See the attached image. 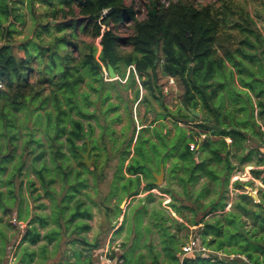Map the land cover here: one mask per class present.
Wrapping results in <instances>:
<instances>
[{
  "label": "trees",
  "instance_id": "16d2710c",
  "mask_svg": "<svg viewBox=\"0 0 264 264\" xmlns=\"http://www.w3.org/2000/svg\"><path fill=\"white\" fill-rule=\"evenodd\" d=\"M41 4L45 8L42 13L37 8ZM145 11V18L140 19V11L129 0H0V138L7 141L9 148L4 153L0 145V188H7L12 195L16 180L29 170L23 154L17 164L12 163L10 171L11 162L18 158V142L24 139L27 151L31 147L33 152L38 149L30 170L52 200L51 213L46 216L31 215L28 205L23 209L21 200L15 220L19 224L29 218L31 221L21 240L28 245L23 248L20 264L31 263L37 255L30 246L46 242L40 247L44 256L49 243H56L57 249L64 229V233L71 231L77 236L69 241L75 246L72 253L77 258V263L72 264H103L101 255L98 262L93 256L101 249L100 242H90L84 235L92 229L89 222L93 213L83 201H77L76 208L71 209V203L88 185L80 179V172L71 180L75 171L69 169V162L72 157H82L83 147L78 142L85 139L94 151L105 150L104 135L95 137L91 123L97 122L99 116L89 109L95 104L93 92L104 101L103 105L108 100L103 96L110 84L103 76L108 65L122 80L131 69L128 79H133L135 86L139 76L161 106L151 125L154 127L142 128L136 142L133 136L127 148H120L114 131L112 152L121 154L111 194L121 190L129 198L137 197L145 182L143 192L149 193L146 200L154 201L152 191L159 189L152 181L154 172L159 173L162 164L169 163L171 178L182 188L184 200L177 198L174 189L161 187L162 193L173 196L169 206L183 222L157 209L153 211V227L161 234L162 254L166 257V262L154 264H243L229 257L232 255L264 263V187L259 189V203H255L244 190L253 182L231 183L238 166L254 164L257 168L251 173L264 185V169L258 168L264 167V34L246 6L234 0H215V4L205 6H196L193 0L170 1L168 5L162 0H149ZM28 20L32 21L34 36L15 41L22 34L18 26H27ZM123 24L132 28L127 37L116 33ZM158 70L175 80L182 91L181 106L176 111L162 100ZM85 83L92 91L80 94ZM143 101L150 102L148 98ZM191 109L201 117L196 118ZM21 113L26 120H21ZM168 118L175 132H166L165 123L160 122ZM84 121H88V131ZM31 122L44 132L45 149L38 131L28 127ZM158 122L160 126L155 125ZM96 158L92 172L98 181L104 179L106 163ZM38 162L44 164L39 167ZM80 166L88 171L82 163ZM56 173L68 186L59 202L51 188ZM202 180L204 185L197 189ZM231 186L242 193L237 195L232 210L226 212ZM30 187L33 192L38 190L33 180ZM4 195L0 190V200ZM0 206L4 209V205ZM122 213L121 206H117L107 208L105 215L110 219L113 214L118 219ZM148 213L147 206L135 213L138 228ZM211 215L213 218L207 220ZM168 222L172 225L168 226ZM248 222L252 230L247 229ZM124 227L125 223L119 232ZM193 227H199L197 232L206 248L225 257L191 255L182 260L184 244L180 234ZM39 228L47 232L42 234ZM76 244L84 251L75 249ZM121 258L127 264L125 253ZM67 262L60 264H71Z\"/></svg>",
  "mask_w": 264,
  "mask_h": 264
},
{
  "label": "rangeland",
  "instance_id": "374dc122",
  "mask_svg": "<svg viewBox=\"0 0 264 264\" xmlns=\"http://www.w3.org/2000/svg\"><path fill=\"white\" fill-rule=\"evenodd\" d=\"M170 1L177 0H162V2L166 5ZM196 6H205L210 4H215V0H193ZM238 5L246 6L247 10L250 14L255 18L257 22L258 29L264 34V0H234ZM149 0H129V3H132L134 7L140 11L139 18H145V5L148 4ZM220 4H217L219 6ZM37 8L39 12L42 13L44 11V5H38ZM26 11V10H25ZM30 18V17H28ZM19 30L22 32L21 35L15 37V41H21L26 36H30L31 38L34 36L32 31V21L28 20V24L25 27L18 26ZM116 33L122 37H127L132 34V28L130 24H123L119 28L116 29ZM100 40H97V45L101 50ZM130 70L127 71V74L130 75ZM128 75V76H129ZM158 84L161 86V91L163 93V102L169 107L170 110L176 111L181 106V95L182 91L175 80L163 76L161 70H158ZM104 77L107 78L106 81L109 82V85H106L104 97H108L107 102L103 105L104 101L98 99V96L93 92L91 93V99L95 103L89 109L90 112H96L99 116V120L96 122L95 120L91 121L94 126V136L100 138L101 135H104V143L105 150H93L92 144L90 145L92 151L89 156V161L92 162V168L85 170L84 167L80 166V163L83 165V158H73L69 162V169H74L71 180H75L77 173L80 172V179H84L87 188L81 189L78 197L71 203V209L76 208L77 201H83L86 205V208H89L93 213L94 218L89 223L92 227L90 232L84 234L90 242H95L98 240L101 244V249L94 253V258L96 261H100L101 259L106 260L109 254L100 258L102 253H105L107 249L108 243H116L120 242L123 247V253L127 255L128 260L127 264H154L155 261L158 262H166L165 255L162 254L161 245V234L159 230L153 227V219L151 217L153 211L155 209L162 212V214L168 215L175 219H178L180 222H183L182 219L178 218L176 214L173 213L172 208L169 206L170 202H172V197L168 194L162 193L161 187H167V189H174L176 192L177 198L179 200H184L181 195L182 188L178 186V182L171 178L170 168L171 163L165 166V173L163 176V182L161 183V187L157 190H153L152 193L156 196L154 201L146 200L149 193H142L141 195L135 198H129L127 195L122 194L121 190L115 192L114 196L112 193V185L114 184L115 173L118 170L119 162H120V154H114L113 151V139L115 136V132H117V137L121 144L122 149L127 148V144L130 139L134 136L136 138L138 136V132L144 128V126H149L153 124V121L157 119V110H161V106L158 102L152 98L150 95L148 96L150 100V104L142 103L138 106V102L136 99V91H144V95H148L147 88H145L142 84V80L139 76H136L137 85L134 86L133 79H125L116 80L115 82L110 79L108 75V70L104 69ZM129 80V81H128ZM92 91L89 86L85 83L81 86L79 93L84 94L86 92ZM157 95H161L156 93ZM141 96V95H140ZM155 100V101H154ZM96 101V102H95ZM154 103V106H153ZM118 108L117 111L109 112V109ZM161 112V111H160ZM21 120H26L25 114L21 113ZM76 118V117H75ZM141 119V120H140ZM160 122L165 123L166 132L174 131V125L171 120H161ZM86 131L89 130L88 121H84ZM160 126V125H159ZM29 128H32L35 131H38L37 137H41L44 141V149L47 147V140L44 132H39L41 127L36 126L34 122L28 124ZM154 127V126H153ZM151 127V128H153ZM106 128V130L104 129ZM105 130V134H104ZM115 131V132H114ZM27 132V131H26ZM23 137V134H21ZM27 137H25L26 139ZM89 141L85 139L83 141L78 142L80 146L83 147L80 150V153L85 154L87 150L84 149V144ZM134 143L132 144L131 150L134 149ZM3 144L4 153H7L9 148H7V141L0 138V145ZM19 144V149L17 150L18 158L11 162L10 171H12V165L17 164L19 157L25 154V163L26 167L29 170H24L23 174L16 180L15 187H13V194L10 195V192L7 188H0L5 195L2 200H0V205H4V209L0 206V264H20V260L23 253V248L28 244H22L21 240L26 232L27 226L31 219L29 218L26 222L18 223L16 222V216L18 212V208H20V202L23 200L22 207L26 208L28 205L29 210L32 214H37L41 216L50 215L52 200L45 194L44 189L42 188L40 182L37 177L32 173L30 167L34 158L38 155V149L33 152L32 147L27 151L24 145V139H22ZM99 144H103L101 140H99ZM118 147V146H116ZM116 152V151H115ZM99 156L103 159V163H106L103 168L104 179L96 181L94 177V164L96 161V157ZM93 157H95L93 159ZM49 159V157H48ZM109 159V161H107ZM13 163V164H12ZM128 163V162H127ZM126 163V165H127ZM44 163L38 162L37 165L42 166ZM49 166L55 167L53 164L49 162ZM86 166V165H85ZM238 166V165H237ZM87 167V166H86ZM257 168V167H254ZM259 169H264V167H258ZM250 167L246 166H238V169L231 177V183L239 180L244 183L253 182L252 186H246L244 190H246L251 196L255 195V203H259V189L263 188L261 180H257L254 178V175L250 171ZM159 175V173H156ZM7 176V175H6ZM5 176V177H6ZM56 182L51 186L53 190V194L55 195L56 201L59 202L63 199L66 194L68 186L63 182L62 175L60 173L55 174ZM33 180L36 182V188L38 190L32 191L30 187V181ZM156 183V180H152ZM205 183V180H202L201 183L197 186V189H200ZM146 184L143 183L142 190ZM210 186L214 185L210 183ZM21 188V190H19ZM120 189V188H119ZM177 192L179 194H177ZM242 193V190L235 191L231 186L229 193L227 194L229 197L228 207L226 212L232 210V205L234 204L237 195ZM125 202L122 208V215L115 219L114 215L108 219L106 217L107 208L114 209L117 206H121ZM7 203H11L10 207H8ZM45 207H42V206ZM142 206H147L148 214L144 216L143 224L140 228L135 223V213L142 208ZM25 213V212H24ZM70 214V211L67 212V216ZM220 215V213H218ZM212 215L207 218V220H211ZM86 221V220H85ZM245 221V218H243ZM125 223V227L122 231L119 232L118 229L122 227V224ZM168 226L172 225L171 222L167 223ZM39 226V224H37ZM73 226V225H72ZM52 227V226H51ZM54 227V226H53ZM114 227V228H113ZM150 227L152 230L146 231V228ZM199 227L190 228L189 231L184 230L181 234V242L185 245L186 243L198 239L201 243L204 241L201 237V234L197 232ZM247 229L252 230L253 225L248 222ZM42 234L47 232V229L39 228ZM175 233V229L172 230ZM65 229L62 233V238L59 243V247L56 249V243H49L47 248V254L44 256L41 253L40 247L45 245L46 242H42L37 246H30V250L37 252V255L29 264H60L63 262L67 263H77L76 256L73 255V248L75 246H71L69 241L71 239H75L77 236L71 235L68 231L64 233ZM244 246H248L245 244ZM84 251V248L79 244H76V248H79ZM105 248V249H104ZM103 249V250H102ZM87 253V252H86ZM100 253V254H99ZM161 255L159 258L156 256L158 254ZM228 256V255H226ZM225 257V256H224ZM132 258V260H131ZM184 256L182 255L181 259L183 260ZM82 264H85L84 261Z\"/></svg>",
  "mask_w": 264,
  "mask_h": 264
},
{
  "label": "built area",
  "instance_id": "2783aa9c",
  "mask_svg": "<svg viewBox=\"0 0 264 264\" xmlns=\"http://www.w3.org/2000/svg\"><path fill=\"white\" fill-rule=\"evenodd\" d=\"M0 88H1V82H0ZM191 150H195V145L191 146ZM182 253L184 258L191 256V255H201L203 257H209L210 254H218L220 256H225L222 253H215L211 251L210 249L206 248L203 243H201L198 239H194L190 242H188L186 245L182 247ZM107 254H109L108 258L106 260L102 259L103 264H123V260L121 258L122 256V245L120 242L116 243H108L107 249L105 250V253H102L101 257ZM228 257V256H226ZM230 258H237L242 260L243 264H255L248 260L245 256L240 255H232L229 256ZM264 264V263H263Z\"/></svg>",
  "mask_w": 264,
  "mask_h": 264
},
{
  "label": "water",
  "instance_id": "95a60500",
  "mask_svg": "<svg viewBox=\"0 0 264 264\" xmlns=\"http://www.w3.org/2000/svg\"><path fill=\"white\" fill-rule=\"evenodd\" d=\"M108 75H109L110 79L113 81L119 79V75L117 74L116 70L114 69V67L112 65H108ZM103 76H104V74H103ZM190 111L196 118L201 117V114L196 112L195 110L191 109ZM86 143H87V153L81 154V156L83 158L84 164L87 166L88 169H90V168H92V162L89 161V156L91 153V146H90L89 141H87ZM154 176L157 180L156 185L158 187H161V183L163 182V176H164V167L162 166L161 174H159V175L155 174ZM252 197L254 200L256 199L255 195H253ZM124 204H125V202L122 204L121 208H123Z\"/></svg>",
  "mask_w": 264,
  "mask_h": 264
},
{
  "label": "crops",
  "instance_id": "0c3cea01",
  "mask_svg": "<svg viewBox=\"0 0 264 264\" xmlns=\"http://www.w3.org/2000/svg\"><path fill=\"white\" fill-rule=\"evenodd\" d=\"M129 70H130L129 72L131 73V69H129ZM128 75H129V74L126 75V78H125L126 80L129 78ZM119 79H120V77H119ZM119 79H118V80H119ZM106 80H107V78H106ZM107 82H112V81H107ZM143 92H144V91H139V99H137V102H138L137 104H138V106H140V104H142V103H145L143 100H144V98H148L149 95H150L152 98H154V97H153L148 91H147L148 95H144ZM140 95H141V96H140ZM148 99H149V98H148ZM154 99H155V98H154ZM149 100H151V99H149ZM155 100H156V99H155ZM155 100H154V101H155ZM146 103H147V102H146ZM148 104H150V102H149ZM153 106H154V103H153ZM140 120H141V119H140ZM167 120H170V118H168ZM155 125L159 126L160 123L158 122V123H156ZM147 127H148V126H147ZM144 128H146V126H144ZM136 139H137V138H136ZM135 142H136V141H135ZM253 165H254V164H252L251 166H249L251 170L254 169ZM162 166L164 167V173H165V165L162 164ZM162 166H161V167H162ZM251 170H250V171H251ZM156 173H157V172H154V175H155ZM159 174H160V172H159ZM157 175H158V174H157ZM154 178H155V176H154ZM155 180H156V178H155ZM156 181H157V180H156ZM144 183H145V182H144ZM145 184H146V183H145ZM155 185H156V183H155ZM145 186H146V185H145ZM145 186H144V187H145ZM156 186H157V185H156ZM157 187H158V186H157ZM159 188H160V187H159ZM142 193H144L143 190H142ZM142 193H141V194H142ZM141 194H140V195H141ZM132 198H135V197H131V199H132ZM123 203H124V202H123ZM121 206H122V205H121ZM121 209H122V208H121ZM122 225H123V224H122ZM186 244H187V243H186ZM186 244H185V245H186ZM104 249H105V248H104ZM102 250H103V249H102ZM99 254H100V253H99ZM122 254H123V247H122ZM182 255H183V254H182ZM183 259H184V258H183Z\"/></svg>",
  "mask_w": 264,
  "mask_h": 264
},
{
  "label": "flooded vegetation",
  "instance_id": "af4514ba",
  "mask_svg": "<svg viewBox=\"0 0 264 264\" xmlns=\"http://www.w3.org/2000/svg\"><path fill=\"white\" fill-rule=\"evenodd\" d=\"M91 151H92V148H91ZM86 153H87V151H86ZM81 154H83V153H80V155H81ZM94 158H95V157H93V159H94ZM161 169H162V167H161ZM161 169H160V174H161Z\"/></svg>",
  "mask_w": 264,
  "mask_h": 264
}]
</instances>
